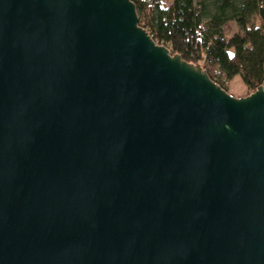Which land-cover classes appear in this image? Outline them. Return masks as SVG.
<instances>
[{
    "label": "water",
    "instance_id": "1",
    "mask_svg": "<svg viewBox=\"0 0 264 264\" xmlns=\"http://www.w3.org/2000/svg\"><path fill=\"white\" fill-rule=\"evenodd\" d=\"M0 264H264V81L231 95L132 0H0Z\"/></svg>",
    "mask_w": 264,
    "mask_h": 264
},
{
    "label": "trees",
    "instance_id": "2",
    "mask_svg": "<svg viewBox=\"0 0 264 264\" xmlns=\"http://www.w3.org/2000/svg\"><path fill=\"white\" fill-rule=\"evenodd\" d=\"M158 43L200 65L224 90L239 76L249 93L264 81V0H132ZM146 21V24L143 22ZM237 31L226 36V25Z\"/></svg>",
    "mask_w": 264,
    "mask_h": 264
},
{
    "label": "rangeland",
    "instance_id": "3",
    "mask_svg": "<svg viewBox=\"0 0 264 264\" xmlns=\"http://www.w3.org/2000/svg\"><path fill=\"white\" fill-rule=\"evenodd\" d=\"M142 1L144 2L145 7L149 8V6L151 5V0H142ZM143 23L146 24V21H144ZM225 31H226V36L228 38L231 37L237 31L236 24L233 22L229 23L228 25H226ZM226 87H227L226 91L235 97H244L247 96L249 93V90L243 84L239 76H236L232 81H229Z\"/></svg>",
    "mask_w": 264,
    "mask_h": 264
}]
</instances>
